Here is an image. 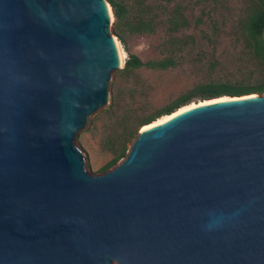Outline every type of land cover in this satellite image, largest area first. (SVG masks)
Listing matches in <instances>:
<instances>
[{
    "label": "water",
    "instance_id": "1",
    "mask_svg": "<svg viewBox=\"0 0 264 264\" xmlns=\"http://www.w3.org/2000/svg\"><path fill=\"white\" fill-rule=\"evenodd\" d=\"M108 4L0 0V264H264V93L141 127L87 171L75 137L122 67Z\"/></svg>",
    "mask_w": 264,
    "mask_h": 264
},
{
    "label": "trees",
    "instance_id": "2",
    "mask_svg": "<svg viewBox=\"0 0 264 264\" xmlns=\"http://www.w3.org/2000/svg\"><path fill=\"white\" fill-rule=\"evenodd\" d=\"M107 1L112 6L117 24L124 27L128 33H152L160 26H163L166 32V37L161 43L164 55L160 58L142 60L138 55L130 53L124 66L117 69L122 77H133L138 80L135 70L142 66L152 69L174 67L179 64L182 52L198 45L194 34L183 33L190 26L191 21L185 13L184 5L180 2H175L172 8H168L174 0H158L152 3L138 0L133 6H129L123 0ZM224 2L225 0H196L203 9L208 7L210 11L223 8ZM241 2L240 13L230 25L234 42L239 44V53L236 57L238 61L231 65L211 64L207 69L205 81L194 84L192 88L150 112H139L137 108L127 107L118 113L113 110V102L109 105L108 109L112 112L113 120L108 126L103 146L111 151L112 157L102 170L113 166L126 155L127 144L134 139L144 124L152 123L162 115L175 112L193 99L264 93V0H241ZM220 15V20L212 19L209 24L212 33L216 35L226 25L224 13L220 12ZM202 22L201 16L193 20L197 27ZM116 33L123 40V34L117 31ZM204 37L207 40L211 39L207 33H204Z\"/></svg>",
    "mask_w": 264,
    "mask_h": 264
},
{
    "label": "rangeland",
    "instance_id": "3",
    "mask_svg": "<svg viewBox=\"0 0 264 264\" xmlns=\"http://www.w3.org/2000/svg\"><path fill=\"white\" fill-rule=\"evenodd\" d=\"M137 1L123 0L129 6L135 5ZM157 1L145 0V2L149 3ZM175 2H180L184 5L185 13L191 21L190 26L183 33L194 34L198 40V45L187 48L185 52H182L179 64L174 67L152 69L142 66L137 68L135 73L138 75V80L133 77H122L117 70L113 72L109 85L111 97L109 103L95 112L90 118L88 126L78 131L75 137V141L85 155L87 171L91 174H99L105 171L102 170V167L112 157L111 151L103 146L108 126L113 120L112 112L108 109L112 102L114 112L119 113L127 107L137 108L139 112H150L171 101L180 93L192 88L194 84L205 81L207 69L211 64L222 66L231 65L238 61L236 57L239 53V44L234 42L230 33V25L240 13L241 0H225V6L217 11H210L208 7L203 9V6L197 4L196 0H174L168 5V8H172ZM110 7L113 14L110 31L117 37L126 55L122 62V67L130 53L138 55L142 60L160 58L164 55L161 43L166 37V32L163 26L158 27L152 33H128L124 27L117 24L112 6L110 5ZM220 12L225 15L226 25L216 35L212 33L209 24L212 19L220 20ZM197 16H201L203 21L198 27L193 23L194 18ZM116 31L123 34V40L119 38ZM204 33L211 36V42L204 37ZM251 94L253 93L244 95ZM219 97L203 100L193 99L185 106L205 100L211 101V99L213 101L222 100L223 97H229V95ZM158 119L160 117L155 119V121ZM131 142L127 144L128 148ZM123 158H120L116 164Z\"/></svg>",
    "mask_w": 264,
    "mask_h": 264
},
{
    "label": "bare ground",
    "instance_id": "4",
    "mask_svg": "<svg viewBox=\"0 0 264 264\" xmlns=\"http://www.w3.org/2000/svg\"><path fill=\"white\" fill-rule=\"evenodd\" d=\"M108 5H109V4H108ZM109 7H110V5H109ZM110 10H111V7H110ZM111 15H112V18H113L112 10H111ZM118 43H119V42H118ZM119 48H120L121 58H122V62H123L124 57H125L126 55H125V52H124V50L122 49L120 43H119ZM219 98H221V97H219ZM215 99H218V98H215ZM223 99H229V97H223L222 100H223ZM211 101H213V100L211 99ZM211 101H206V100H205V101H201L200 103H197V104L194 103V104H190V105L183 106V107L179 108L178 110H176L175 112H173V113H171V114H167V115L163 116L162 118H160V119L154 121L153 123H149V124H147V125H145V126L159 123V122H161V121L167 119L168 117L172 116L173 114H175V113H177V112H179V111H182V110H184V109H186V108H189V107H191V106L198 105V104H202V103H207V102H211ZM145 126H143V127H145Z\"/></svg>",
    "mask_w": 264,
    "mask_h": 264
},
{
    "label": "clouds",
    "instance_id": "5",
    "mask_svg": "<svg viewBox=\"0 0 264 264\" xmlns=\"http://www.w3.org/2000/svg\"><path fill=\"white\" fill-rule=\"evenodd\" d=\"M212 226H213L212 224L209 225V227H212Z\"/></svg>",
    "mask_w": 264,
    "mask_h": 264
}]
</instances>
